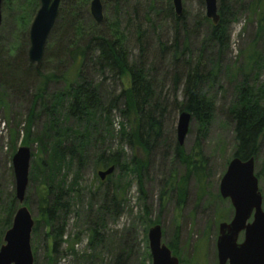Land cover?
<instances>
[{
    "label": "rangeland",
    "instance_id": "rangeland-1",
    "mask_svg": "<svg viewBox=\"0 0 264 264\" xmlns=\"http://www.w3.org/2000/svg\"><path fill=\"white\" fill-rule=\"evenodd\" d=\"M91 1V0H90ZM89 1V4H90ZM103 7V22L97 25L103 27L105 21L113 16V4L106 0H100ZM239 0H229L235 10L236 20L228 28V48L221 55L219 61V74L217 82L208 85L206 91L214 99L212 118L207 127L202 128L197 122L191 120L184 144L181 146L185 155L196 161L200 171L192 173L177 161H174L173 152L176 144V124L179 112L177 105L182 100V84L174 89L171 74L189 61L198 57L201 43L206 36V25L201 17L205 16L202 0H182V17L186 19V27L189 29L187 37V56H183L178 63L167 55L164 61L159 59L158 47L161 42L164 45H172L174 38L173 24L168 18L171 0H127L120 9V26L126 35V48L130 58L135 60L139 55L136 27L140 24L144 29L143 42L149 46L148 55L145 56V66L154 69L157 76L167 73L164 79L157 85L160 98L167 103L164 118L163 136L165 144L157 148L148 157V168L142 179L144 195L137 191V184L133 178L126 179L130 187L125 191L124 200L117 210L119 215L114 217V211L102 217V242L98 245L88 246V226L93 219L98 206L96 192L99 178L92 158V151L86 156L83 166L78 171V186L74 193L67 195L66 187L73 182L78 160L72 161L70 169H64L66 175L64 191L57 193V202H64L68 211L58 216L57 226H64L65 236L63 240L74 243V252L67 253L66 244L62 243L59 251L62 253L55 264H151L148 248V230L155 225L161 229V243L168 247L173 244L176 257L183 264H217L216 241L218 226L220 223H229L233 217V208L228 199H222L219 195V184L224 175L229 161L233 158L235 149L233 124L229 117V108L236 97V90L244 79L249 88L259 87L264 83V69L251 68L249 57H260L264 54V48L256 36L257 23L254 17L246 12L237 10ZM3 2V0H2ZM16 5L5 16L2 12L0 25V56L4 61H18L25 68L31 70L27 60L28 27L23 31L18 26L21 0H15ZM152 8V9H151ZM173 8V7H172ZM174 11V10H173ZM88 15L83 14V23L93 21L87 7ZM157 17H156V16ZM33 19V18H32ZM148 20L162 21V30L153 32L150 30ZM94 22V21H93ZM31 23V22H30ZM95 23V22H94ZM96 24V23H95ZM180 40L183 33H178ZM66 42V41H65ZM61 39L48 38L42 60L43 74L54 73L58 79L47 83L43 99L37 101L34 106L36 114L31 127V140L28 144L22 142L27 126L28 112L32 106L33 97L41 88L42 81L35 77H27L21 80L23 87L15 91L13 87L6 85L0 79V246L3 245L6 228L4 220L8 215V207L14 205V211L20 207L15 198V182L9 155L13 144L15 151L20 146L30 149L31 159L28 170V184L24 194L23 205L29 211L34 224L38 223L35 232H31L30 247L33 256V264H47L46 250L50 247L49 228L45 225L40 215L39 193L45 188L43 176L34 174L30 179L32 162L43 159L46 156L40 151V145L34 137L42 131L47 120L43 109L49 103L52 94L63 91L66 81L71 80L75 73V66L67 61L64 55L57 56L55 49L59 44L65 45ZM57 45V46H56ZM84 45H79L80 47ZM190 55V56H189ZM216 49H212L203 56V64L206 71L211 69L210 58H215ZM32 68L34 66L32 65ZM82 71L97 85H102L101 90L105 98L113 91L118 92L120 83H115L110 77L100 78L90 64H84ZM184 70H180L183 72ZM63 77L60 78V77ZM160 78H158L159 81ZM111 130L115 136L123 127H127L126 120L118 110L110 113ZM68 121L67 125H72ZM104 144L115 150L119 147L117 139H106ZM125 157H130V151L126 145H122ZM15 153V152H14ZM199 154V156H195ZM13 156V155H12ZM198 161V163H197ZM69 170V172H68ZM254 172L258 181V191L262 197L264 207V136L260 139L258 152L254 159ZM196 173V174H195ZM68 174V175H67ZM118 172H114V176ZM174 178H171V177ZM60 179V178H59ZM179 182L183 188V194L179 196L178 188L170 189L171 182ZM110 188V187H109ZM78 190L79 192L76 193ZM62 197V198H60ZM60 198V199H59ZM90 202L92 208L90 209ZM116 211V210H115ZM144 212H148L147 215ZM13 218V217H12ZM250 218L247 223L251 222ZM12 222V219H11ZM11 226V223H10ZM243 232L238 235L237 243H242ZM125 244L126 253H121V244ZM169 248V247H168ZM171 251V250H170ZM120 254L119 257L117 255Z\"/></svg>",
    "mask_w": 264,
    "mask_h": 264
},
{
    "label": "trees",
    "instance_id": "trees-1",
    "mask_svg": "<svg viewBox=\"0 0 264 264\" xmlns=\"http://www.w3.org/2000/svg\"><path fill=\"white\" fill-rule=\"evenodd\" d=\"M90 0H62L59 6V13L50 38L61 39L65 45L57 44L55 53L64 55L72 66H75V73L71 80L66 81L63 91L52 94L49 103L43 107L47 120L42 127L41 133L34 137L40 145V151L46 157L32 162L30 179L34 174L43 176L45 188L39 193L40 215L45 225L49 228L50 247L46 250V263L55 264L62 253L59 251L62 243L66 244L64 254L74 252V243L63 240L65 236L64 226H57L58 216L68 211L64 202H57L56 194L64 191L65 177L64 169H70L72 161L77 158L78 164L76 173L69 187H66L67 195L74 193L75 186L79 180L78 171L83 166L86 156L92 151V158L96 168L106 170L114 167V172L107 176L104 181L99 180L96 192L98 195V206L93 219L89 221L88 246L98 245L102 242V217L114 211V217L119 213L125 191L130 187L126 179L133 178L137 184L138 194L144 195L142 179L148 168V157L159 147L164 146L163 136L164 118L167 110V103L160 98L157 85L164 79L167 73L155 74L154 69L147 68L144 61L148 55L149 46L143 42L144 29L140 24L136 27L137 44L139 55L135 60L130 58L126 48V35L120 26V9L127 0H106L113 4V16L105 21L101 27L93 21L83 23V14L88 15L87 7ZM18 26L23 31L32 21L37 9V0H21ZM15 0H3V15L12 10L16 5ZM229 0H217V12L220 21L217 26L201 17L202 23L206 25V36L201 43V48L195 62L189 61L177 68L171 74L173 88L176 89L182 84V100L177 105V111L188 112L191 120L199 126H208L214 109V99L207 93L208 85L217 82L219 74V61L221 55L228 48V28L236 20L235 10ZM237 10L246 12L256 19V36L264 48V0H239ZM152 9V8H151ZM156 16V15H155ZM157 17V16H156ZM168 18L174 25V38L172 45H164L161 42L157 49L159 59L164 61L167 55L178 63L187 50V37L189 29L186 27V19L183 16L177 17L170 5ZM150 30L153 32L162 30V21H149ZM183 33V38H178V33ZM144 39V38H143ZM82 45L81 47L79 45ZM216 49L215 58L209 64L211 69L206 71L203 56ZM90 64L100 78L110 77L113 82L120 83L118 92L103 97L102 85H97L91 78L82 71L84 64ZM252 63V64H251ZM251 68L264 69V54L260 57H249ZM30 71L18 61H4L0 56V79L6 85L13 87L15 91L21 90L22 79L37 77L41 88L33 97L32 106L27 115V126L22 140L25 144L30 142L32 122L36 116L34 106L37 101L43 99L44 89L50 81L57 80L54 73L43 74V67L32 68ZM184 70L180 72V70ZM60 78L63 79L61 76ZM158 78L159 81H158ZM159 82V83H158ZM118 110L120 115L127 122V127L121 128L115 136L111 130L110 113ZM229 117L233 124L235 149L232 157L242 161L254 158L258 152L260 139L264 136V83L259 87L249 88L245 82L240 84L236 90V97L229 108ZM72 125H67L68 121ZM117 139L119 147L112 150L104 144L105 140ZM126 145L130 151V157H125L122 145ZM15 144L11 149L9 159L15 152ZM199 156V154H195ZM174 161L182 163L186 169L194 173L200 171L194 160L185 155L182 147L176 142L173 152ZM198 163V161H197ZM69 172V170H68ZM196 174V173H195ZM68 175V174H67ZM171 177V176H170ZM60 178V179H59ZM174 178V177H171ZM172 182L168 185L170 189L177 190L179 182ZM110 187V188H109ZM183 188H178L179 196L183 194ZM78 193L79 191L76 190ZM62 198V197H60ZM59 198V199H60ZM92 203L90 202V209ZM116 210V211H115ZM14 205L8 207V215L3 221L6 228L10 227L11 219L14 216ZM148 212H144L147 215ZM38 223L33 225L32 232L36 230ZM125 244H121V253L125 254ZM175 254L173 244L168 245ZM117 255V257L120 256ZM150 260V255H148ZM118 264V262H116ZM179 264H183L180 260Z\"/></svg>",
    "mask_w": 264,
    "mask_h": 264
},
{
    "label": "water",
    "instance_id": "water-1",
    "mask_svg": "<svg viewBox=\"0 0 264 264\" xmlns=\"http://www.w3.org/2000/svg\"><path fill=\"white\" fill-rule=\"evenodd\" d=\"M62 0H37L38 9L28 28L27 60L36 69H40L46 42L54 27ZM205 17L213 26H217L220 16L217 12V0H202ZM174 13L182 15V0H171ZM2 0H0L1 9ZM89 13L96 24L103 22V7L100 0H91ZM1 25V10H0ZM191 115L181 112L176 124V141L184 144L188 133ZM31 159L30 149L17 148L11 159L15 182V198L20 204L16 210L10 228L5 232L3 245L0 246V264H33L30 236L34 221L23 205L28 184V170ZM115 168L97 172L99 180L104 181ZM219 195L228 199L233 208V217L229 223H220L216 241L217 264H264V207L258 191V181L254 172V158L242 161L233 157L219 184ZM251 219L250 223L247 221ZM243 232L242 243H237L238 235ZM148 248L151 264H179L170 249L161 243V229L158 225L148 230Z\"/></svg>",
    "mask_w": 264,
    "mask_h": 264
}]
</instances>
